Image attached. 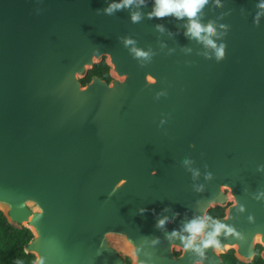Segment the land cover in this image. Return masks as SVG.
<instances>
[{"label":"water","instance_id":"water-1","mask_svg":"<svg viewBox=\"0 0 264 264\" xmlns=\"http://www.w3.org/2000/svg\"><path fill=\"white\" fill-rule=\"evenodd\" d=\"M119 3L0 0V212L32 233L34 264H125L121 245L133 264L251 255L264 246V0L201 8L221 59L188 17H149L155 0L105 11ZM102 61L111 80L82 84Z\"/></svg>","mask_w":264,"mask_h":264},{"label":"clouds","instance_id":"clouds-1","mask_svg":"<svg viewBox=\"0 0 264 264\" xmlns=\"http://www.w3.org/2000/svg\"><path fill=\"white\" fill-rule=\"evenodd\" d=\"M134 2H136V0H122V3L110 4L105 11L111 13L115 9L131 6ZM139 3L143 4L144 0H139ZM206 3L207 0H155V7L153 11L149 13V17L155 16L157 18H163L169 15H174L177 18L188 17V34L198 40H202L207 45L216 48L217 58L221 59L224 56V45L217 48L215 41L210 38L215 35V28L211 24L202 25L197 19H194ZM262 7H264V5H262ZM131 18L133 22H137L140 19V14L134 12ZM126 43H131V41H126ZM136 55L147 56V53L141 50H136ZM159 224L163 225L164 220H160ZM187 227L192 233H200L204 228V223L193 221ZM222 227H224V225L217 224L215 231L219 233ZM211 243H213V241L209 240L206 242V245Z\"/></svg>","mask_w":264,"mask_h":264},{"label":"trees","instance_id":"trees-1","mask_svg":"<svg viewBox=\"0 0 264 264\" xmlns=\"http://www.w3.org/2000/svg\"><path fill=\"white\" fill-rule=\"evenodd\" d=\"M110 68L102 61L95 64L87 75L81 79L82 84L91 80L93 76L100 77L103 80L110 81ZM223 215V209L220 207L212 208L208 211L209 218L220 217ZM32 233L26 228H14L11 226L2 212H0V264H34L35 257L33 254L24 252V245L31 239ZM264 264L259 255L253 264ZM224 264H243L239 263L233 256L232 252L224 256Z\"/></svg>","mask_w":264,"mask_h":264},{"label":"flooded vegetation","instance_id":"flooded-vegetation-1","mask_svg":"<svg viewBox=\"0 0 264 264\" xmlns=\"http://www.w3.org/2000/svg\"><path fill=\"white\" fill-rule=\"evenodd\" d=\"M225 193H228V190H225ZM233 199H231L228 195L225 197V201L223 205H216L213 208L220 207L223 209V215L220 217H215V218H209L206 214V221H212V220H220L226 216V210L227 208L233 204ZM212 209V208H211ZM210 210V209H209ZM208 210V211H209ZM208 213V212H207ZM202 238V235L199 234L195 237L194 242L200 241ZM232 252L234 258L239 262L243 264H253L255 259L257 258V255L261 257V259L264 261V246L260 242H256L253 249H252V254L249 256H245L241 253H238L237 250L232 247V248H227L225 252L219 253V264H224V256L230 254ZM184 253V249L180 247H174L173 248V255L175 259H179L182 254ZM194 264H202L200 262H196ZM259 264V263H256Z\"/></svg>","mask_w":264,"mask_h":264},{"label":"rangeland","instance_id":"rangeland-1","mask_svg":"<svg viewBox=\"0 0 264 264\" xmlns=\"http://www.w3.org/2000/svg\"><path fill=\"white\" fill-rule=\"evenodd\" d=\"M106 59V57H104ZM118 248L119 253L124 256L125 264H133V254L128 250L127 247L121 245Z\"/></svg>","mask_w":264,"mask_h":264},{"label":"bare ground","instance_id":"bare-ground-1","mask_svg":"<svg viewBox=\"0 0 264 264\" xmlns=\"http://www.w3.org/2000/svg\"><path fill=\"white\" fill-rule=\"evenodd\" d=\"M96 60H97V58L94 57V61H96ZM5 207H6V206L0 204V210H4ZM256 241H259V238H258V237H256ZM225 246H226V244H225Z\"/></svg>","mask_w":264,"mask_h":264}]
</instances>
